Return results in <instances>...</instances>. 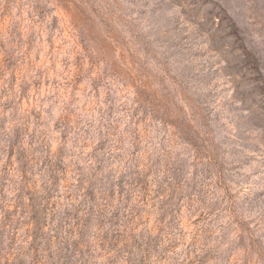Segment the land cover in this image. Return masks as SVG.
<instances>
[{
  "label": "rangeland",
  "instance_id": "rangeland-1",
  "mask_svg": "<svg viewBox=\"0 0 264 264\" xmlns=\"http://www.w3.org/2000/svg\"><path fill=\"white\" fill-rule=\"evenodd\" d=\"M3 176L23 264H264V0H0Z\"/></svg>",
  "mask_w": 264,
  "mask_h": 264
},
{
  "label": "trees",
  "instance_id": "trees-1",
  "mask_svg": "<svg viewBox=\"0 0 264 264\" xmlns=\"http://www.w3.org/2000/svg\"><path fill=\"white\" fill-rule=\"evenodd\" d=\"M25 170L26 169H24L23 167L21 168V170H19L20 176H22L23 179H24L23 174H24ZM5 172L7 173L6 168H4V173ZM4 180H5V177L4 176L1 177V183H0L1 185L3 184L2 181H4ZM4 218H5L4 219L5 223L6 222H11L8 213L7 214L5 213V217ZM43 231L44 230L41 227V224L36 222V220L33 221V232H32L33 240H32V242H31V244L29 246L30 250H31V252H30L31 259H30V262L28 264H44L42 262V259H43L42 256H40L38 254L39 253V247L42 245L43 239L45 238V237H42L44 235ZM15 235L16 234H13L12 236L9 235V237H8V245H10V246L7 248L6 254H4L5 251H3V249H1V252H0V264H23L24 263L23 262V258L26 255V250H24V249L22 250L21 247H16V248L11 247V243L14 241V236ZM55 237L58 240V235H56ZM60 239L62 240V238H60ZM48 240H50L49 242H51V239H48ZM10 258H12L11 262H9Z\"/></svg>",
  "mask_w": 264,
  "mask_h": 264
}]
</instances>
